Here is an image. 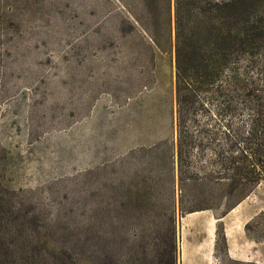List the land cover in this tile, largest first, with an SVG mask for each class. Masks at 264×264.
I'll use <instances>...</instances> for the list:
<instances>
[{"label":"rangeland","instance_id":"obj_1","mask_svg":"<svg viewBox=\"0 0 264 264\" xmlns=\"http://www.w3.org/2000/svg\"><path fill=\"white\" fill-rule=\"evenodd\" d=\"M245 3L264 16V0ZM175 45L176 0H0V264L64 248L81 264H171L174 222L186 264L183 243L204 235L199 221L183 241L193 212L215 227L203 264H258L229 257V243L264 264V179H228L230 133L181 176ZM255 60L262 107L264 48ZM246 198L259 215L225 225Z\"/></svg>","mask_w":264,"mask_h":264},{"label":"trees","instance_id":"obj_2","mask_svg":"<svg viewBox=\"0 0 264 264\" xmlns=\"http://www.w3.org/2000/svg\"><path fill=\"white\" fill-rule=\"evenodd\" d=\"M245 2L176 0L175 118L181 176L183 167L191 164L193 152L203 153L217 145L225 131L230 133L231 154L225 156L228 174L235 171L233 175H239L243 184L258 185L264 179V105L259 107L261 92L253 70L255 56L264 48V16L254 14ZM190 178L202 179L197 173ZM171 240V264H178L175 222ZM8 250L0 246V254H8ZM38 253L35 250L31 255L36 262L40 261L41 254L35 256ZM86 260L89 257L76 258L72 249L64 248L51 252L44 264Z\"/></svg>","mask_w":264,"mask_h":264},{"label":"crops","instance_id":"obj_3","mask_svg":"<svg viewBox=\"0 0 264 264\" xmlns=\"http://www.w3.org/2000/svg\"><path fill=\"white\" fill-rule=\"evenodd\" d=\"M261 209L262 208H260L258 206V204H256L254 202L253 199L251 200V199L246 198L245 200H243L239 204H237L235 207H233L226 215L222 216L219 219L222 221H225V225L229 224V225H234L236 227H239L240 225L244 226L245 224H248L249 222H251L255 217H257L259 215V212L261 211ZM197 213L198 212H193V213L189 214V216H191V218H190V221L188 224V228L193 223L201 221L202 222L201 224H202L203 229H204V235H203V238L201 239V241H202L209 235V231L205 230L204 225L206 223L212 224L213 222L211 221L210 217L198 216ZM214 220L217 221V219H214ZM214 235H215V227H214ZM195 244L196 245L198 244L197 241L195 242ZM231 245L232 244L229 243V246L227 249L229 257L237 259V260L246 261V262L255 261V263H258V264L261 263L260 260H257V257L259 254L254 249H252V251H250L248 248H246L244 246L242 248L234 250V249H232ZM212 248H213V241L211 242L210 247H209L208 259L203 261V258H201V256H198V257H195L193 259L194 262H199L202 264L209 262L211 255H212ZM199 254H200V252H199ZM251 257H254L255 260H250V259H252Z\"/></svg>","mask_w":264,"mask_h":264},{"label":"bare ground","instance_id":"obj_4","mask_svg":"<svg viewBox=\"0 0 264 264\" xmlns=\"http://www.w3.org/2000/svg\"><path fill=\"white\" fill-rule=\"evenodd\" d=\"M190 218L191 216H189V218L186 220L185 222V234H184V239L183 241L186 239L188 240V235L186 233V231H188V224H189V221H190ZM186 219V218H185ZM204 228L205 230L209 231V235L202 241H199L197 242L198 244H194L192 245V247H190L188 245V243H183V253H184V258H185V263L188 264V261H190V258H192L191 260L194 261L193 259L195 257H198V256H201V258H203V261L204 260H207L208 259V254H209V247H210V244L211 242L213 241V238H214V224H209V223H206L204 225ZM189 234V233H188ZM206 236V235H205ZM190 242V240H188ZM187 242V241H185ZM196 245V246H195ZM200 252V254H199ZM194 264V262H193Z\"/></svg>","mask_w":264,"mask_h":264}]
</instances>
